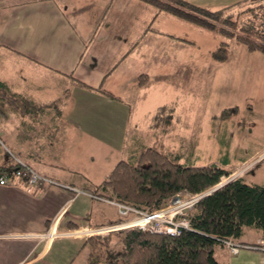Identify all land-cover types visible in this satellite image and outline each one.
I'll use <instances>...</instances> for the list:
<instances>
[{
    "label": "crops",
    "instance_id": "1",
    "mask_svg": "<svg viewBox=\"0 0 264 264\" xmlns=\"http://www.w3.org/2000/svg\"><path fill=\"white\" fill-rule=\"evenodd\" d=\"M185 1L221 9L242 0ZM169 16L165 12L158 14L156 8L137 0H0V81L15 94L45 106L36 114L0 115V168L8 163L2 156L5 151L53 181L55 176L68 178L58 188L59 184L28 186L23 180L0 185V245L8 246L0 264H90L84 245L89 237L58 236L44 240L40 235L46 233L62 207L65 209L56 225L61 230L113 224L119 220L118 214L115 206L107 202L112 199L84 190L104 178L96 181L86 175L77 183L65 170H59L54 161L59 155L65 158L67 144L84 139L86 133L87 141L100 140L102 134L103 138L114 139L125 136L126 127L119 123L130 119L132 107L144 98L140 88L154 79L151 66L143 65L150 63L157 53L159 19ZM138 81L140 86L136 85ZM99 87L113 98L105 97ZM53 95H67L58 116L47 106ZM161 106L167 105L157 106L150 118ZM168 108L174 113V108ZM146 114L150 115L148 112L143 117ZM55 120L59 121L58 126H76V134L62 133ZM149 122H144L145 129L151 128ZM133 124L130 132L138 126L135 120ZM144 147L141 144L140 150ZM258 158L259 169L264 171V154ZM250 170L244 172L243 181ZM244 182L257 184L253 180ZM60 187L76 195L67 200ZM32 191L35 192L31 195ZM81 191L88 197V203L81 205L85 209L68 212L75 197L83 194ZM96 198L100 202L104 199L112 208L97 206L93 203ZM69 223L74 227L67 228ZM262 239L264 236L255 227H243L242 237L234 241L255 245ZM63 240L75 245V255L64 261L60 252L52 251ZM49 255L54 258L49 260ZM214 256L222 264H264V251L259 249L230 252L220 245Z\"/></svg>",
    "mask_w": 264,
    "mask_h": 264
},
{
    "label": "rangeland",
    "instance_id": "2",
    "mask_svg": "<svg viewBox=\"0 0 264 264\" xmlns=\"http://www.w3.org/2000/svg\"><path fill=\"white\" fill-rule=\"evenodd\" d=\"M251 1L241 2L227 12L234 13L239 21H243L246 12L243 14L241 11L254 8L258 3L257 0ZM157 26V53L149 60L150 63L145 62L143 65L151 66L154 79H150L140 88V94L144 98L132 107L134 110L130 119L119 123V126L126 127L127 134L116 139L103 138L102 134V138L96 139L97 141H87V133L84 139L77 140L76 137L77 141L67 144L68 155L65 158L61 155L55 158L54 162L59 170H65L63 172L77 183L86 175L100 181L107 177L118 161H124L138 153L141 144L151 147L155 142L157 145L160 142L178 157L181 165H214L229 171V176L222 177L219 183L228 181L232 176L240 178L251 168L243 177L244 181L253 180L257 184H264V171L259 169L260 164L257 162L258 157L264 154V55L245 51L240 45L232 47L230 44L227 60L217 62L210 59V53L220 41L229 40L226 37L172 16L161 17ZM229 42L232 43V40ZM48 99H52L54 105H63L62 96L53 95ZM162 104L174 108V113L169 116L162 114L158 119L150 118L156 107ZM148 112L150 115L143 117ZM47 120L51 122V117ZM134 120L138 125L134 130L136 136L134 132H130ZM145 121H150V129L144 128ZM58 122L54 121L57 126ZM58 127L66 134L70 131L76 134L77 131L76 126L70 128L67 123ZM133 140L135 144L132 143ZM2 156L8 161L12 155L3 151ZM53 179L62 186V181L68 178L63 180L55 176ZM15 183L16 181L13 184ZM59 190L66 195L67 200L76 195L61 187ZM85 194L83 192L75 197L68 212L85 209L81 206L82 203H88ZM176 198L187 200L191 196L185 193L176 194L175 199L168 203L176 201ZM96 199L98 200H93V203L97 206L99 204L101 208H112L104 199L101 202L99 198ZM63 209L65 207L57 215ZM116 231L123 229L92 237L104 240L106 235L115 234ZM109 238L113 244L115 237L111 235ZM5 248L8 249V246L0 245V257L5 255ZM52 251L54 254L60 252L61 260H69L75 255V245L71 241L63 240ZM47 258L52 260L54 257L49 255Z\"/></svg>",
    "mask_w": 264,
    "mask_h": 264
},
{
    "label": "trees",
    "instance_id": "3",
    "mask_svg": "<svg viewBox=\"0 0 264 264\" xmlns=\"http://www.w3.org/2000/svg\"><path fill=\"white\" fill-rule=\"evenodd\" d=\"M137 1L153 6L158 14L165 12L175 19L229 39L216 45L210 53L211 60H227L230 44L264 55V0H257L256 7L241 11L243 14L246 12L243 21L227 10L248 0L221 9H209L185 0ZM136 85L140 86L141 81ZM98 90L105 97L113 98L103 88ZM63 97L65 99L67 95ZM47 106L55 115L60 114V105L50 103ZM168 107H158L153 117L158 119L162 114L171 115L172 109ZM44 108L10 91L0 81V115L5 116L9 112L36 114ZM12 166L10 159L0 172L8 171ZM228 176L229 171L214 165H181L175 154L160 142L158 145L155 142L130 158L118 161L102 182L84 190L90 195L112 199L149 213L166 206L175 194H204L222 177ZM182 217L187 219L189 228L181 230L178 235L149 233L139 227H127L111 234L115 237L113 244L109 238L111 235H106L104 240L89 237L84 241L88 260L92 262L90 264H222L214 256L215 248L223 245L220 239H240L243 227H255L264 236V186L247 184L242 177L229 179L215 191L198 198ZM66 226L74 227L70 223Z\"/></svg>",
    "mask_w": 264,
    "mask_h": 264
},
{
    "label": "built area",
    "instance_id": "4",
    "mask_svg": "<svg viewBox=\"0 0 264 264\" xmlns=\"http://www.w3.org/2000/svg\"><path fill=\"white\" fill-rule=\"evenodd\" d=\"M11 161L14 166H12L8 171L0 172L1 186H9L15 181L20 180H23L28 186L44 184L58 185V182L53 181L44 175L42 176L38 171H36L32 166H29L23 160H19L17 157L12 155ZM201 195L191 196V199L187 200H178V198H176V201L168 203L166 206L161 207V209L152 210L149 213L143 212L138 208L135 209L129 205H123L115 201H107L115 206L116 214H118L120 218L115 223L103 225L102 227H80L78 229L61 230L56 228L57 222L60 219L59 214L57 215V218L54 219V222L48 226L46 233L40 235V237L44 240H50L57 238L58 236L92 237L94 235H102L111 230L125 229L127 227H139L149 233L166 234L170 236L178 235L181 230L189 228L187 219L182 216L188 212L191 206L196 200H198V198L201 197ZM219 242L230 252H235L238 249L243 248L253 250L259 249L264 251V239L258 241L255 245H247L244 243L240 244L233 239H220Z\"/></svg>",
    "mask_w": 264,
    "mask_h": 264
},
{
    "label": "water",
    "instance_id": "5",
    "mask_svg": "<svg viewBox=\"0 0 264 264\" xmlns=\"http://www.w3.org/2000/svg\"><path fill=\"white\" fill-rule=\"evenodd\" d=\"M235 176H236V175H235ZM232 177H234V176H232ZM230 179H231V178H230ZM224 183H225V182H224ZM224 183H219V184H217V185L214 186L212 189H210V190L206 191V193L202 194L201 197H202V196H206V194H209V193L215 191L216 189H218V187H219L220 185H222V184H224Z\"/></svg>",
    "mask_w": 264,
    "mask_h": 264
}]
</instances>
